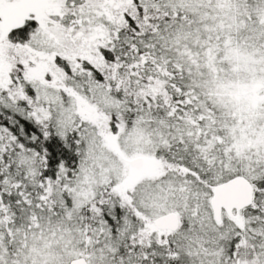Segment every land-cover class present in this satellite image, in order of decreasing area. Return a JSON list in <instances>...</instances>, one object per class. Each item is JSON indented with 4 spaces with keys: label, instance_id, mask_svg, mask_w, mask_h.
<instances>
[{
    "label": "snow or ice",
    "instance_id": "obj_1",
    "mask_svg": "<svg viewBox=\"0 0 264 264\" xmlns=\"http://www.w3.org/2000/svg\"><path fill=\"white\" fill-rule=\"evenodd\" d=\"M0 264H264V0H0Z\"/></svg>",
    "mask_w": 264,
    "mask_h": 264
}]
</instances>
